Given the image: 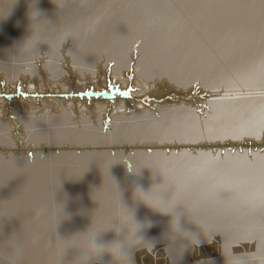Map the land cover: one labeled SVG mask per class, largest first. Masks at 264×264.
<instances>
[{"label":"bare ground","instance_id":"bare-ground-1","mask_svg":"<svg viewBox=\"0 0 264 264\" xmlns=\"http://www.w3.org/2000/svg\"><path fill=\"white\" fill-rule=\"evenodd\" d=\"M61 3L0 0V97L10 99L13 89L36 98L14 113L0 105V248L16 234L22 264H49L46 240L60 217L36 209L51 208L60 181L55 198H67L69 218L59 236L83 233L92 220L110 228L112 165L128 206L136 184L167 185L168 197L178 198L185 227L202 241L179 264H224L222 248L251 252L264 227V0ZM36 8L43 15L30 18ZM54 54L59 78L49 71ZM75 57L94 70L78 71ZM111 86L129 89L128 97L96 93ZM135 208L137 220L153 222L143 235L155 242L135 253V264H170L161 239L170 217Z\"/></svg>","mask_w":264,"mask_h":264},{"label":"clouds","instance_id":"clouds-1","mask_svg":"<svg viewBox=\"0 0 264 264\" xmlns=\"http://www.w3.org/2000/svg\"><path fill=\"white\" fill-rule=\"evenodd\" d=\"M56 2L58 7L62 6L61 0H56ZM63 2H66V0H63ZM41 15L43 13L38 8L29 12L30 18ZM38 43V38L30 39L27 42V46L34 48ZM74 64L76 69L81 72L94 70V65L84 64L79 57L74 58ZM49 71L53 78H59L62 75L60 62L55 54L49 58ZM10 160L17 166V157L15 155H12ZM111 166L108 169V175L115 185L114 200L116 212L111 220V227L107 230L95 227L92 220L90 227L83 233L74 234L68 238H62L57 234V227L61 221L69 218L65 212L67 198L65 197L62 201H57L55 198L61 188V181L60 187L53 197L51 208L45 204L36 209L37 216L44 215L51 210L60 217L55 230L48 235L46 240V247L50 254L49 264H98L105 255L110 257V264H135V253L141 249L152 251L155 243L146 240L143 235L144 231L150 228L153 222L151 220H137L136 204H142L159 214L170 217L167 231L162 234L161 239L165 242V252L168 255L170 264H179L185 252L192 247L199 246L202 241L200 234L185 227L182 215L177 211L178 198L168 197L167 185H153L148 190H145L141 185L136 184L132 190L133 206L130 207L124 201L120 186L110 174ZM129 171L131 175L136 176L140 169L137 170L134 167ZM97 191L99 190H94L91 196L93 197V194ZM200 227L203 229L205 236H207L209 226L201 222ZM107 231L114 232L115 238L104 242L100 237L101 234ZM254 239L258 240V243L251 252L237 253L222 248L221 254L224 258V264H264V227L257 234H254ZM2 245L0 257L7 264H22L25 249L16 234L7 240H3ZM73 250L78 254L71 259H67L68 254ZM200 264H214V262L205 260L201 261Z\"/></svg>","mask_w":264,"mask_h":264},{"label":"rangeland","instance_id":"rangeland-1","mask_svg":"<svg viewBox=\"0 0 264 264\" xmlns=\"http://www.w3.org/2000/svg\"><path fill=\"white\" fill-rule=\"evenodd\" d=\"M15 65H18V66H24L25 64H24V63H20V64H15ZM22 91H26V92H28V89H27V88H24ZM6 92H8V94H11V98L8 99V100H5V99H3V98L0 97V105H1L3 108H6L5 110H7V109H8V111H9V110H12V111L9 112V113H14V112L19 111L20 109H18V108L20 107V105H21L22 103H24V102H28V100H31V99H36V98H34L35 95H33V96L27 95V96L25 97V99L22 98V97H17V96H16L17 90H13V89H9V90H7ZM11 92H12V93H11ZM28 93L34 94L35 92H28ZM180 95L185 96L184 94H178V96H180ZM38 98H39V99H49V98H51V97H42V95H38ZM76 98H77V97H76ZM123 101H124V100H118V101L114 102V103L111 104V105H112V106L119 107V106H121V105L119 104V102H123ZM99 102H100V101H99ZM105 102H106V101H105ZM106 103H108V102H106ZM7 106H12V107H7ZM21 109H22V108H21Z\"/></svg>","mask_w":264,"mask_h":264},{"label":"water","instance_id":"water-1","mask_svg":"<svg viewBox=\"0 0 264 264\" xmlns=\"http://www.w3.org/2000/svg\"><path fill=\"white\" fill-rule=\"evenodd\" d=\"M109 90H112V92L106 93L105 90H102V91L96 92V93H98V96H103L104 98L109 99L110 97L111 98L114 97L115 94H118V95L126 98L128 96L124 95V93L129 94V91H130L129 89H127L126 91H121L118 88L112 89V86L109 88ZM83 95H88V93L85 92V93H83ZM90 95L93 96V94H90Z\"/></svg>","mask_w":264,"mask_h":264},{"label":"snow or ice","instance_id":"snow-or-ice-1","mask_svg":"<svg viewBox=\"0 0 264 264\" xmlns=\"http://www.w3.org/2000/svg\"><path fill=\"white\" fill-rule=\"evenodd\" d=\"M125 95H127V93H125Z\"/></svg>","mask_w":264,"mask_h":264}]
</instances>
